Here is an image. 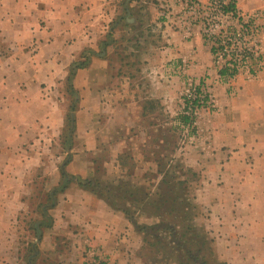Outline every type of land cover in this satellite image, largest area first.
Wrapping results in <instances>:
<instances>
[{
	"label": "crops",
	"instance_id": "0c3cea01",
	"mask_svg": "<svg viewBox=\"0 0 264 264\" xmlns=\"http://www.w3.org/2000/svg\"><path fill=\"white\" fill-rule=\"evenodd\" d=\"M196 1L200 5L208 2ZM234 1L241 14L264 11V0ZM184 2L0 0V179L10 181L12 177L17 189L11 195L6 193L7 184L0 185L4 191L0 218L14 217L8 202L21 205L27 170L49 174L45 186L50 187L51 198L55 191L56 200L49 210L52 224L35 227L39 224L41 228L39 255L47 241L45 247H53L51 255L59 259H46L43 264H93L98 260L145 264L136 255L140 233L123 212L76 181L63 191L55 188L61 177L54 182L58 172L54 163L64 150L61 139L68 108L66 97H54L60 89L57 86L70 80L76 93L66 169L70 176L87 179L97 174L105 155L119 165L125 153L135 161L143 156L133 149L134 141L140 139L133 130L150 114L151 101L156 103L153 114L159 109L158 100L166 103L163 97L170 98L171 110L178 104L181 83L172 77L177 66L193 79L210 73L216 79L218 110L200 118L198 136L204 148L193 153L190 165L203 174L196 201L211 210L212 252L224 264H264V70L253 75L239 73L234 82L237 93L230 95L217 80L202 26L181 20ZM145 26L158 27L157 38L163 41L153 62L162 79L154 82L156 100L151 98L142 106L131 93L125 100L124 87L129 85L132 92L133 84L116 45L124 38H134L132 33L139 28L144 32ZM260 39L264 50V21ZM108 162L104 160L103 165L109 166ZM7 225L0 223V236L13 230ZM61 238L66 245L59 247Z\"/></svg>",
	"mask_w": 264,
	"mask_h": 264
},
{
	"label": "rangeland",
	"instance_id": "374dc122",
	"mask_svg": "<svg viewBox=\"0 0 264 264\" xmlns=\"http://www.w3.org/2000/svg\"><path fill=\"white\" fill-rule=\"evenodd\" d=\"M213 1L216 0H208L206 4L200 6L206 7ZM185 2L184 9L181 13L183 17L181 18L182 22H186V24L190 26L194 24L201 25L203 35L204 27L202 22L197 19L196 15L190 14ZM144 29L146 30H144V32L141 28L135 30L132 33L134 34V38H124L121 43L116 45L117 52L125 64L123 70L125 73H129L130 82L133 84L132 92L129 90V85L126 84V87H124V89H126L124 92L125 100H129V93H131L133 94L135 103L137 104L138 102L142 106L148 100L151 101V98L156 100L154 97L157 96V91H155L156 86H154V82L158 81V79L161 80L162 77L157 73V69L153 62L163 44V41L157 38L158 27L145 26ZM129 35H131L130 31ZM146 35H148L149 38H144ZM205 44L207 45L206 42ZM213 62L216 75L218 74L219 78L217 80L222 81L228 89V84L223 79L224 76L219 73L220 70L218 66H216L214 57ZM182 69V67L177 66L175 70L174 68L172 70V77L178 80L180 79L181 83L177 96L178 104L174 106V111L171 110L173 107L168 105L170 98L167 95V98H162L163 101H166L165 104L161 100L157 101L159 103V109L154 112V114L153 111L156 109V103L151 101L148 107L150 114H148L146 118H143L141 122H138L133 130L135 131L134 135L140 137V139H137L139 140L138 142L134 141L133 149L140 156L143 153V156L135 161V159H130L129 152L125 153L123 154V159H121L123 163L120 162L121 164L119 165L117 161H115L116 159L110 160L113 158L112 156L108 157L105 155L101 157L103 160L101 163L99 162L98 165L100 169L92 179L96 185L101 186L99 191L103 197L106 200L113 201L118 207V211H120V208H126L128 212H131L139 225L150 227L159 223L161 219H165V222H169L173 219L169 214H164V217H161V219L156 215L160 214L167 206V204L164 207L161 206L160 211L157 209L159 205L156 204L157 194L165 190L166 186L164 184L161 185V182L166 176L165 181L169 182L174 192L173 194L171 193L173 198L178 203L186 200L185 204L183 203V205L187 207L186 212L188 220L186 224L193 227L190 234L194 238H198L197 240H201L204 243L206 242L203 247V258L207 260L209 264H220L215 254L212 252L210 232L213 231L210 228L212 225L209 224L210 216L208 215L211 210L206 204L196 201V195L198 191L202 189L201 182L203 180V174L201 171L190 166L192 164L191 157L193 153L197 150L200 152V150L204 148V145H201V141L203 142L204 140H201L198 136L200 118H204L208 114L212 115L218 110L213 86L216 79L213 77L212 73H210V75L205 74L201 76V78L196 77V79H193V77L185 75ZM212 77L214 80H211ZM163 79L165 80V78ZM65 80L61 84L62 86H57L60 88L58 92H54V97L60 99L66 97L68 104L67 121L61 139L63 143H65L67 138L71 135L70 133L73 132L71 115L76 101V93L72 90L70 80ZM168 80H171V77ZM195 85L197 87L200 86L206 91L210 95V98H212V101L205 105V107L198 108L196 115L193 114L194 120H192L194 123L182 124L180 116L185 114L186 111V109H184V97L189 94L188 91ZM236 89L237 85L235 84L234 91L228 89V93L230 95H236ZM188 116H190V114ZM141 132L144 133L143 137L140 136ZM67 150L64 144V150L63 152L61 151V159L54 163V166L58 168V172L59 170L63 172L62 165L69 156L68 153H66ZM106 159L109 161V166L103 165V161ZM69 162L66 163L64 171L68 175L69 173L66 167ZM58 172H56L54 182H57L58 177H61L59 181L60 184L62 175L60 176V173L58 175ZM23 178L24 185L21 189V205L14 201L11 203L8 202L7 207L10 212L14 214V217L12 219L0 218V223L4 225L8 224L7 226H9V228H13L9 234L0 236V241L6 242H0V258L3 260V264H30V261L31 264H34L35 260H37V264H43L46 259L58 260V257L56 258L51 255L54 248L45 247L47 241H43L42 244L45 245H42V254L39 255V244L41 243L42 235L38 239L35 227L37 223H42V225L47 228L48 222L44 219L43 213L46 211L49 215V210L55 207V204L52 205V198L49 193L50 187L45 186L46 182L49 184V179L51 177L49 174L46 175L43 171H32L29 174L27 170L23 174ZM5 181L9 180L0 179L1 186L7 184L5 187L6 193L8 191L11 195L16 193L17 189H15L12 177L8 183H5ZM58 187L59 185L55 186V188ZM168 190L165 191L167 192ZM0 194H4V191L1 192L0 190ZM10 197L13 199L12 196ZM131 225L135 232L140 233L138 234L141 237L138 243L139 251L136 255L142 259L145 264H192L184 257L183 253L176 251L175 246L171 243V239L168 236V232L165 230H149V233L146 234L138 232L132 223ZM151 233L159 235L161 240L158 241ZM191 235H189V237ZM37 239L38 243L34 245ZM65 241V238L58 240V246H65ZM35 250H37L38 253L32 258ZM101 262L102 261L98 260L94 261L93 264H99Z\"/></svg>",
	"mask_w": 264,
	"mask_h": 264
},
{
	"label": "built area",
	"instance_id": "2783aa9c",
	"mask_svg": "<svg viewBox=\"0 0 264 264\" xmlns=\"http://www.w3.org/2000/svg\"><path fill=\"white\" fill-rule=\"evenodd\" d=\"M229 3L230 0H216L201 7L195 0H186L185 5L190 14L196 15L202 22L205 42L210 48L215 47L213 57L216 66L228 72L223 79L228 89L234 91V82L239 73L246 71L253 75L264 70V50L260 39L264 11L241 14L238 9L227 10ZM188 92L184 97L186 115H196L198 108L212 101L200 86L195 85ZM196 100L197 105H192Z\"/></svg>",
	"mask_w": 264,
	"mask_h": 264
},
{
	"label": "trees",
	"instance_id": "16d2710c",
	"mask_svg": "<svg viewBox=\"0 0 264 264\" xmlns=\"http://www.w3.org/2000/svg\"><path fill=\"white\" fill-rule=\"evenodd\" d=\"M226 9L233 10V11L236 10L237 7H236L235 1L230 0V3L226 7ZM203 38L206 41V36L204 34H203ZM210 49H211L212 54H214L215 47L212 46ZM219 73L224 76L228 72L225 69H222L219 71ZM196 103H197V100L193 102L192 105H197ZM187 105L189 104L187 103ZM192 119L194 120L193 115L188 116V115L182 114L180 116V121L182 124H192L193 122ZM64 144L67 149H70L71 135L67 138ZM165 178L166 176L162 180L161 185L164 184L166 186L165 190H168V188L169 190L167 192L164 190L157 194L156 204L159 205L157 209L160 211H161L160 209L161 206L164 207L166 204L167 206L165 207L164 210L160 212V214H156V215L159 217V219H161V217H164L163 216L164 214H167V215L169 214L173 218L171 221L165 222L166 221L165 219L164 220L161 219L159 223H157L156 225L150 226V227L146 225H139L137 221L134 219L130 211L128 212L126 208H122V209L120 208L119 210L122 211L128 217L129 221L135 226L138 232L147 234L149 233V230L151 231L165 230L166 232H168V236L171 239V243H173V245L175 246L176 251L183 253L184 257L187 258V260H189L192 264H209L207 260H205L202 256L203 247L205 246L206 242L204 243L201 240L200 241L197 240L198 238L197 239L194 238L190 234V232L193 230V227L186 224V221L188 220L187 212H186L187 207L183 205V203L185 204L186 200H184L181 203H178L173 198L171 193L173 194L174 192L172 191L171 185L169 184V182L165 181ZM71 181H76L79 184V186H81L82 188L89 189L95 195L101 197L102 199H105L103 195L101 194V192L99 191V188L101 186L96 185L92 178L82 179L80 177L70 176L66 174L64 171L62 172V181L59 184L57 191H63ZM105 201L112 208L118 210V207L115 205L113 201L106 200V199ZM43 217L45 220H47L48 227H50L52 224V217L49 216L46 211L43 213ZM151 234L154 235L153 237H155L158 241L161 240L159 238V235H156L154 233H151ZM189 235L191 236L189 237ZM99 264H105V263L101 262ZM220 264H224V263H220Z\"/></svg>",
	"mask_w": 264,
	"mask_h": 264
},
{
	"label": "water",
	"instance_id": "95a60500",
	"mask_svg": "<svg viewBox=\"0 0 264 264\" xmlns=\"http://www.w3.org/2000/svg\"><path fill=\"white\" fill-rule=\"evenodd\" d=\"M71 134V133H70ZM68 158H67V160L65 161V163L62 165V170L63 171H65V165H66V163L67 162H69V160H70V158H71V151H68ZM55 191H53L52 192V204H54L55 203ZM36 230H37V237H38V239L40 238V236H41V230H40V228H39V224L36 226ZM38 239L35 241V244L34 245H36L37 243H38ZM37 250H35L34 251V255L32 256V258L34 257V256H36L37 255ZM30 264H31V261H30Z\"/></svg>",
	"mask_w": 264,
	"mask_h": 264
}]
</instances>
